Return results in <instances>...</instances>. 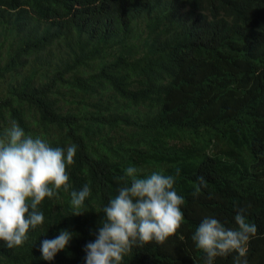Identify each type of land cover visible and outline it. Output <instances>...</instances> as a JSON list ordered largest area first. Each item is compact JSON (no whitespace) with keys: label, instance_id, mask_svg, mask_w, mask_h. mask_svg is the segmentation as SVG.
<instances>
[{"label":"trees","instance_id":"16d2710c","mask_svg":"<svg viewBox=\"0 0 264 264\" xmlns=\"http://www.w3.org/2000/svg\"><path fill=\"white\" fill-rule=\"evenodd\" d=\"M12 121L77 152L69 191L38 205L44 223L23 245L0 240V264H85L129 166L179 168L184 219L120 264H206L196 227L208 216L234 228L241 209L257 226L248 264H264V0H0V134ZM85 184L73 215L70 192ZM61 229L72 239L44 260L41 242Z\"/></svg>","mask_w":264,"mask_h":264},{"label":"clouds","instance_id":"9594fccd","mask_svg":"<svg viewBox=\"0 0 264 264\" xmlns=\"http://www.w3.org/2000/svg\"><path fill=\"white\" fill-rule=\"evenodd\" d=\"M76 152L75 144L54 148L43 137L26 134L15 121L0 134V240L8 248L23 245L29 229L44 223L38 205L45 197L56 196L61 188L69 191L67 168L74 164ZM180 171L176 168L175 175L154 171L140 176L137 168L127 167L124 175L117 178L122 182L118 194L103 208L96 239L84 246L85 264H120L133 246L153 240L163 244L174 235L184 219L181 206L185 199L174 187ZM198 181L194 197L207 187L203 176ZM70 196L73 215H81L90 196L89 185L72 190ZM243 213L241 209L235 214L234 228L208 216L196 227L192 240L197 249L206 253V264L232 253H236L233 264H248V243L256 235L257 226ZM73 235L61 229L56 237L44 239L40 247L42 258L53 260Z\"/></svg>","mask_w":264,"mask_h":264}]
</instances>
